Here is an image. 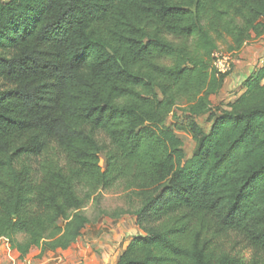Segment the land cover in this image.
Segmentation results:
<instances>
[{
    "label": "trees",
    "instance_id": "1",
    "mask_svg": "<svg viewBox=\"0 0 264 264\" xmlns=\"http://www.w3.org/2000/svg\"><path fill=\"white\" fill-rule=\"evenodd\" d=\"M263 37L264 0H0V238L67 250L121 182L143 234L117 264H264V64L227 110L210 100L219 45Z\"/></svg>",
    "mask_w": 264,
    "mask_h": 264
},
{
    "label": "rangeland",
    "instance_id": "2",
    "mask_svg": "<svg viewBox=\"0 0 264 264\" xmlns=\"http://www.w3.org/2000/svg\"><path fill=\"white\" fill-rule=\"evenodd\" d=\"M258 45H262L261 39L247 46L256 47ZM227 49V43H221L218 51L228 53ZM231 55L234 62L235 55ZM213 100L215 102L214 104H218L220 102L217 98ZM176 113L179 116H184L182 108L178 109V112ZM199 121L201 122V120ZM202 125H204V129L208 131L207 124L202 123ZM95 135L102 144L110 147V140L105 136V134L97 132ZM179 136L184 143L186 158L189 159L192 157L195 143L188 135L179 134ZM50 155L58 159L60 162H63L64 157L57 144L54 143L52 145ZM139 207L140 201L138 198L131 191H127L124 184L121 182L116 183L113 188L111 187L110 189L103 190L100 195L95 200L90 201L84 209V212L89 219V225L84 232L88 242H85V240L84 242L86 244H98L101 238L102 241L100 242L116 246V248L113 249L115 252L124 249L128 241L143 233L137 227L135 217L133 215H123L122 212H134L135 210L137 211ZM96 234H98V236H96ZM92 239H98L99 241H95L93 243ZM230 245L234 247L235 251L239 252L240 255H242L247 261L252 258L253 252L247 248V245L236 234H232V237L230 238Z\"/></svg>",
    "mask_w": 264,
    "mask_h": 264
},
{
    "label": "crops",
    "instance_id": "3",
    "mask_svg": "<svg viewBox=\"0 0 264 264\" xmlns=\"http://www.w3.org/2000/svg\"><path fill=\"white\" fill-rule=\"evenodd\" d=\"M261 40L262 45L245 46L240 52L234 54L235 60L232 63V70L225 79L223 89L218 95L212 96L210 99L212 109L227 110L228 105L242 95V83L262 67L264 64V37ZM216 98L220 101L218 104H214L213 99ZM207 116L199 118L198 122L201 125L202 123L207 124L209 130L211 124L206 122ZM202 127L204 128V125ZM84 240L88 242L83 233V236L67 250L49 251L43 255H41L40 250H36L25 257H21L16 250L11 248L6 239L0 238V264H117L120 255L130 242L128 241L124 249L115 252L113 249L116 246L100 242L102 241L101 238L100 241L92 239L93 243L99 241L98 244H86Z\"/></svg>",
    "mask_w": 264,
    "mask_h": 264
},
{
    "label": "built area",
    "instance_id": "4",
    "mask_svg": "<svg viewBox=\"0 0 264 264\" xmlns=\"http://www.w3.org/2000/svg\"><path fill=\"white\" fill-rule=\"evenodd\" d=\"M232 55L223 52H215L212 67L218 74H227L232 70ZM8 241V240H7Z\"/></svg>",
    "mask_w": 264,
    "mask_h": 264
}]
</instances>
